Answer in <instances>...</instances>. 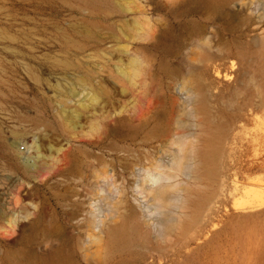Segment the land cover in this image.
<instances>
[{
	"label": "rangeland",
	"instance_id": "rangeland-1",
	"mask_svg": "<svg viewBox=\"0 0 264 264\" xmlns=\"http://www.w3.org/2000/svg\"><path fill=\"white\" fill-rule=\"evenodd\" d=\"M21 263L264 264V0H0Z\"/></svg>",
	"mask_w": 264,
	"mask_h": 264
},
{
	"label": "bare ground",
	"instance_id": "bare-ground-1",
	"mask_svg": "<svg viewBox=\"0 0 264 264\" xmlns=\"http://www.w3.org/2000/svg\"><path fill=\"white\" fill-rule=\"evenodd\" d=\"M193 72H194V71H193ZM118 236H119V234H115L113 239H114L115 242L118 241V244H117L118 246H121L122 244H119L120 239L118 238ZM120 243H121V242H120ZM21 264H22V263H21Z\"/></svg>",
	"mask_w": 264,
	"mask_h": 264
}]
</instances>
